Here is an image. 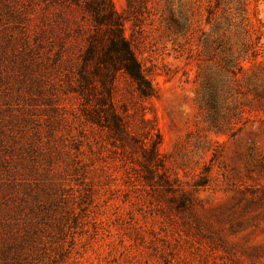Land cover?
Instances as JSON below:
<instances>
[{"label": "rangeland", "instance_id": "1", "mask_svg": "<svg viewBox=\"0 0 264 264\" xmlns=\"http://www.w3.org/2000/svg\"><path fill=\"white\" fill-rule=\"evenodd\" d=\"M93 31L75 0H0V264H264V0H147L126 21L156 94L117 73L124 141Z\"/></svg>", "mask_w": 264, "mask_h": 264}, {"label": "trees", "instance_id": "2", "mask_svg": "<svg viewBox=\"0 0 264 264\" xmlns=\"http://www.w3.org/2000/svg\"><path fill=\"white\" fill-rule=\"evenodd\" d=\"M90 16L94 31L87 36L89 42L84 53L85 64L97 60L98 75L108 73L109 85L107 86L108 101L107 112L104 113L106 124L114 138L124 141L128 135L132 134L131 113L128 108L120 110L115 94L117 73L123 72L137 85V89L142 96L152 97L156 94V89L146 77L141 62L139 61L131 41L125 34V23L127 20L138 19L146 7L147 0H127L128 7L124 12L117 9L114 0H86L81 4L80 0H75ZM84 83H91L86 74H82ZM100 115V114H99ZM99 115L94 121L101 123ZM97 119V120H96ZM145 115L141 116L144 124L149 122ZM143 133L144 138L140 141L142 152L147 164L148 173L144 179L151 183L155 168L162 166V158L159 145L162 141L161 133L156 125L146 126ZM161 181L167 182L166 175L160 176Z\"/></svg>", "mask_w": 264, "mask_h": 264}]
</instances>
